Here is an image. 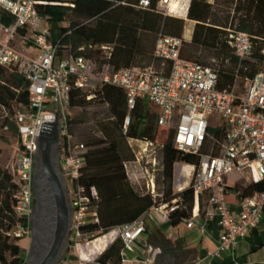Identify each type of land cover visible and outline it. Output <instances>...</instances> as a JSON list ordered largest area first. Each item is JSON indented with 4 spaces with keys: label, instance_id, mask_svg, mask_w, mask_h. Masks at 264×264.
Wrapping results in <instances>:
<instances>
[{
    "label": "built area",
    "instance_id": "2783aa9c",
    "mask_svg": "<svg viewBox=\"0 0 264 264\" xmlns=\"http://www.w3.org/2000/svg\"><path fill=\"white\" fill-rule=\"evenodd\" d=\"M171 1L159 0L158 10L164 15L193 21L188 19L191 0H177L181 5L176 10L172 8ZM49 2L52 1L0 0V11H7L13 16L11 23L6 24L0 13V64L22 73L29 80V103L15 115L18 134L11 172L19 185L15 212L19 217L27 218L28 224H17L13 235L18 238L32 237L30 217L35 205L37 137L48 123L56 120L59 113L60 170L74 208L69 241L70 247L76 250L63 261L64 264H104L97 259L89 262L80 253L82 243L97 239L96 232L86 230L85 226L90 222H99L93 204L98 197V189L94 185L86 187L79 180L86 165L88 148L78 140L72 128L71 94L73 89H80L86 99L92 101L97 98L99 88L111 84L122 88L127 95L129 110L124 122L125 131L131 124V111L137 101L152 103L158 109V123L174 131L173 144L184 153H199L210 135V118L216 115L222 120L219 126L225 128V136L220 153L201 154L198 164L178 161L174 170L176 173L179 171L183 179L177 177V190L183 191L191 186L195 192L192 215L183 220L188 221L191 227L193 217L201 213L207 219L216 218L221 231L218 246L209 254L222 255L230 251L240 238L261 223L264 210V191L242 198L236 211L232 210L227 200V179L231 173H245L254 180L264 179V69L252 73L247 64L256 59L254 38L246 31L224 28L227 31L225 40L237 57L234 82L226 87H220L218 67L183 56L185 42L191 38L194 29L187 24L182 36L164 31L158 33L153 55L162 61L160 69L153 65L114 69L109 63L97 67L93 58L75 55L69 48L60 54L61 46L53 38L51 23L38 8V5ZM149 5L150 0H140L135 6ZM182 11L185 17L180 15ZM193 22L196 24V21ZM95 47L103 49L109 56L111 46ZM261 53L264 55V48ZM240 79L245 80L243 92L238 90ZM130 140L141 148V157L124 162L126 173L134 185H140L142 191L151 194L156 201L145 213L171 222V214L180 208V201L177 197L166 200L157 184V172L163 170V165L158 161L156 152L163 145L151 140ZM143 153L146 157L144 162ZM142 179L144 182L141 185ZM186 179H189L188 186L180 185L186 183ZM204 197L206 203L201 205ZM200 230L203 232L204 227ZM145 231L144 214L120 226L121 264L155 263L162 251L157 246L149 245L142 261L130 257ZM185 264H204V261L197 258Z\"/></svg>",
    "mask_w": 264,
    "mask_h": 264
},
{
    "label": "trees",
    "instance_id": "16d2710c",
    "mask_svg": "<svg viewBox=\"0 0 264 264\" xmlns=\"http://www.w3.org/2000/svg\"><path fill=\"white\" fill-rule=\"evenodd\" d=\"M49 1L52 2L40 4L38 8L51 23L53 38L61 46L60 54L69 48L75 55L91 57L102 64L109 63L114 69L137 65L138 57L144 53L141 37L144 33L158 35L160 31H164L182 36L184 31V19L160 12L157 8L159 0H150L148 7L135 6L140 0ZM0 13L2 21L10 24L13 16L4 10ZM211 15L212 6L207 0L190 1L188 17L197 22L193 29L192 44L214 49L219 57L233 64L232 69L218 67L221 73L220 87H226L234 82L237 57L233 48L222 38V29L207 24ZM234 18L238 20L237 29L248 32L254 38L256 60L264 62V55L261 53L264 46L258 44L264 43V0H238ZM65 21L68 25H62ZM95 45L111 46L109 56ZM81 47L84 49H80ZM153 58L162 68V61L154 55ZM257 70L251 69V72ZM28 86L29 80L25 75L0 64V107L8 112L1 120V126L7 127L16 136L18 125L15 115L22 106L29 103ZM94 101L109 103L110 116L113 117V120L101 124L103 138L95 137L88 141L91 148L86 154V165L79 179L86 187L94 185L98 189V197L93 204L99 215V222H90L85 226L86 230L96 232L95 245L102 241L103 244L98 248L106 247L110 236L103 235L114 227L138 219L156 202L151 194L139 191L130 181L124 166L127 159L120 150L119 133L129 139L151 140L163 145L162 174L167 183L165 199L177 197L180 201V208L171 214V224L176 225L183 219L190 218L195 204V192L191 186L183 191H173L174 165L178 161L198 164L204 153L218 155L225 128L209 127L210 135L200 152L184 153L175 148L173 135H169L171 129L158 123L157 113H150L146 101H137L131 111L132 120L127 131L124 130V122L129 108L127 95L122 88L105 84L97 90V98L92 101H88L80 89H73L72 107H82ZM75 121L73 118L72 128ZM210 136L215 139L213 146ZM18 189L19 185L14 181L12 173L0 165V264H24L27 259L22 246L15 241L20 238L12 233L17 224H28L27 218L19 217L15 212ZM228 190L235 191L244 198L264 191V179H240L232 185L228 184ZM121 248L122 240L117 237L97 260L104 264H121Z\"/></svg>",
    "mask_w": 264,
    "mask_h": 264
},
{
    "label": "rangeland",
    "instance_id": "374dc122",
    "mask_svg": "<svg viewBox=\"0 0 264 264\" xmlns=\"http://www.w3.org/2000/svg\"><path fill=\"white\" fill-rule=\"evenodd\" d=\"M58 2L61 1H71V0H57ZM208 3L211 4L212 6V15L210 19L208 20L207 24L214 25L216 27H219L222 29L221 35L222 38L224 39L226 36L227 31L224 28H231V29H236L238 20L235 17L237 13V4L238 0H207ZM181 4L178 3L177 0H172L171 1V6L174 10L180 7ZM181 16L185 17V12L180 13ZM173 17H179L175 15H171ZM229 17V20L227 21V18ZM188 19H190L188 17ZM185 25H184V31L186 29V24L187 25H192V27H195V23L185 20ZM197 23V22H196ZM62 25H68V22L65 21L62 23ZM192 36L189 38L188 41L185 42V45L183 47V56L189 59L193 60H198L203 63H208L216 67H222L225 69H232L233 64L229 61H226L223 57H219L217 54V51L214 49H206L204 47H197L192 44ZM142 37V44H143V49L144 53H142L138 59L136 64L141 65V66H149V65H154V67L160 69V65L158 61L154 60L153 58V49L157 37V33H149L146 32ZM259 46L263 45L264 43H258ZM103 56V55H102ZM102 59V58H100ZM95 60V64L97 67L102 66L103 64L98 61L97 59ZM248 67L249 69H258L262 70L264 69V62L257 61L256 59L250 60L248 62ZM238 90L239 92L245 91V80L240 79L238 81ZM149 111L150 113L154 114L158 112L157 107L152 104L148 103ZM110 105L107 102L103 101H94L87 103L85 106L82 107H73V118H75V122L73 124V130L75 132L76 137L78 140L83 141L88 150L91 148L87 143L90 139H93L95 137L98 138H103L104 134L101 131V124L113 120V117L110 116ZM8 112L0 107V165L9 170L10 172L13 171V164H14V146L16 142V135L13 134L7 127L1 126V120L7 116ZM222 123V120L214 115L210 118V126L213 128L219 126ZM171 136L174 134V131L171 129L169 132V135ZM210 140L212 141V146L215 143V139H212L210 136ZM118 141L120 145V150L123 155V157L127 160L134 161L137 159V156L141 155L139 154V150L141 149L136 142L130 140L126 135L123 133H119L118 136ZM212 146L210 149V152L212 150ZM145 154L143 153L142 156ZM156 156L158 161L162 164L163 159H164V150L163 148L157 149ZM126 160V161H127ZM146 160V157L144 156L143 162ZM175 169V165H174ZM240 177V174L235 175H229L228 176V183L234 184L238 178ZM144 179L141 180V185L143 184ZM157 184L159 186V190L161 193H163V197L165 198V190L167 188V183L164 180L163 174H162V169L157 172ZM136 187L139 189V191H142L140 185H136ZM173 191L176 192L178 191L176 188V183H175V177L173 178ZM203 205L206 203V198L204 197L203 199ZM119 235V234H118ZM116 236L119 237V236ZM17 243H19L23 250L24 254L26 255L28 259V250L30 247L31 243V238L27 237H20V239H15ZM103 242L99 241L96 242V246L100 247ZM76 253V250L74 248L69 247L66 256L64 259H67L69 255H73ZM11 259V257L9 258ZM144 259V256L139 257V261H142ZM64 264V261L61 263ZM185 264V263H183Z\"/></svg>",
    "mask_w": 264,
    "mask_h": 264
},
{
    "label": "crops",
    "instance_id": "0c3cea01",
    "mask_svg": "<svg viewBox=\"0 0 264 264\" xmlns=\"http://www.w3.org/2000/svg\"><path fill=\"white\" fill-rule=\"evenodd\" d=\"M179 174V171L176 173L174 170L176 188L178 187L177 177L183 180ZM235 174L238 172H233L230 175ZM239 174L238 180L250 179L245 173L239 172ZM188 182L189 179H186V183L180 185L187 187ZM242 198L235 191L229 190L227 193V200L232 210H239V202ZM144 217L146 231L138 239L136 249L130 256L132 258L139 259L140 256H145L147 247L152 245L160 247L162 250L154 264L191 263L197 258L203 259L204 264H264V210L261 223L258 226L253 227L245 237L240 238L237 245L230 251L214 256L209 252L218 246L221 231L216 218L207 219L201 213L193 217L194 224L189 227L186 220L173 225L170 221H163L157 215L144 213ZM202 226L204 227L203 232L200 230ZM119 232L120 226H117L103 235L110 236L108 245L116 239ZM95 241L96 239L89 243H82L80 246L81 255L89 262L97 259L108 246L99 249L95 245Z\"/></svg>",
    "mask_w": 264,
    "mask_h": 264
},
{
    "label": "water",
    "instance_id": "95a60500",
    "mask_svg": "<svg viewBox=\"0 0 264 264\" xmlns=\"http://www.w3.org/2000/svg\"><path fill=\"white\" fill-rule=\"evenodd\" d=\"M61 123H48L37 137L35 153V205L30 217L31 243L26 264H60L70 247L74 208L60 170Z\"/></svg>",
    "mask_w": 264,
    "mask_h": 264
}]
</instances>
